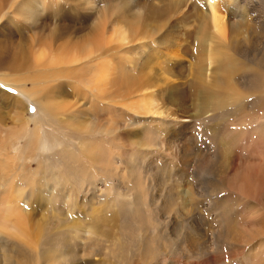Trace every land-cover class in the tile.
Returning <instances> with one entry per match:
<instances>
[{"label":"rangeland","instance_id":"rangeland-1","mask_svg":"<svg viewBox=\"0 0 264 264\" xmlns=\"http://www.w3.org/2000/svg\"><path fill=\"white\" fill-rule=\"evenodd\" d=\"M217 1L225 10L226 32L215 38V44L217 40L229 45L231 39L238 44L236 51L227 49L235 62L233 88L225 91L227 111L224 117L208 112L207 122H201L203 128L207 124L206 128L214 130L209 133L212 130L205 132L198 121H190L199 103L192 87L204 32L199 17L206 13L198 0H126L125 13L121 0H0V73L8 71L21 79L12 81L33 87L44 79L37 74L57 76L61 70L71 69L69 77L63 73L62 79L51 77L43 82L49 86L46 91L52 90L54 82L66 89L64 96H44L46 105L55 107L52 113L57 120L50 116V120L40 121L34 99L0 80L9 86L0 87V212L3 215L6 209L7 219L18 224L15 231L4 230L10 239L1 240L9 245L12 240L16 248H0V264L13 260L12 264H264V136L249 133V127L258 124L264 130V0ZM115 8L121 19L129 20L120 23L131 27L120 50L114 51L116 68L103 75L108 94L101 99L93 64L106 48L97 50L96 36L113 31L118 18ZM147 8L159 15L147 18L153 29H146L143 33L150 37L144 34L143 38L136 33L135 19ZM59 26L69 28L65 37L52 33ZM161 39L165 43L160 44ZM27 41L34 43L29 48L31 65L11 67V44L17 47ZM204 56L207 63L208 51ZM147 58L151 60L148 75L154 83L148 92H154L161 109L173 114L177 124L188 120L169 148L159 145L162 132L155 135L166 117L139 114L135 103L142 92H126L120 84L121 78L126 82L124 72L136 74L138 62ZM80 64L85 69L76 75ZM214 66L207 63L204 67L208 80L214 76L210 73ZM219 66L216 62V69ZM169 86L172 102L167 100ZM73 118L68 127L75 143L69 152L63 145L61 127L55 129L47 123L56 121L63 126ZM239 124L249 125L245 129L249 143L229 144L227 134ZM34 132L38 135L33 136ZM20 134L24 139L17 140ZM43 143H49L52 150L41 149ZM27 165L30 167H24ZM48 178L58 180L51 187L52 195L47 193L49 183L44 182ZM41 184L47 186L44 191ZM37 189L42 192L39 197ZM13 251L24 252L29 259L17 260L11 255L13 259L5 262Z\"/></svg>","mask_w":264,"mask_h":264},{"label":"bare ground","instance_id":"bare-ground-1","mask_svg":"<svg viewBox=\"0 0 264 264\" xmlns=\"http://www.w3.org/2000/svg\"><path fill=\"white\" fill-rule=\"evenodd\" d=\"M200 3L201 6H204L205 9H206V13L202 16L199 17V21L202 19V29H204V32L202 34V38H201V46H200V57L197 59V63H196V69L195 71L192 73L193 75V78H192V87L194 89V94H195V97L194 99H198L199 100V103H198V107L196 108V111L195 113L191 116L192 117V120H190L191 122L193 121H198L199 125L202 126V129H204L205 132H207L208 130H212L211 128H206L207 127V124L205 128H203V124L204 123H201V122H207V116H205L206 113L210 112V113H213L215 114V116L213 117H218V116H223V114L227 111V107H228V99L226 97V93L228 92H225L226 90L229 91L230 89H232V85H231V79L233 78V74H234V69H235V65H234V61H233V57L231 56V53L227 52V49L230 51H236L237 47H235L238 43H236L233 39H231L232 41L228 44H220L219 42H217L216 40V44H215V38H219L222 37L223 35H225V32H226V21H225V14L222 12V5L221 4H218L219 1L217 0H204V4L202 3V0H198ZM110 2V1H109ZM207 2V3H206ZM110 4H112V2H110ZM121 8H122V12L125 13L127 10H126V0L125 2L123 0H121ZM19 5V4H18ZM54 5V4H53ZM52 5V6H53ZM199 5V6H200ZM55 6V5H54ZM26 7V6H25ZM83 7V5H82ZM85 7V6H84ZM170 7V6H169ZM41 8V7H39ZM55 8V7H54ZM70 8V7H69ZM86 8V7H85ZM22 9V8H21ZM26 9V8H25ZM32 9V8H31ZM108 9V8H107ZM116 9V8H115ZM117 10V17L116 18V21L114 22V26H113V31H111V33H109L108 35L106 36H102V33L100 35H95L96 36V39H98V45H97V50L101 51L102 47L105 46L106 50H103L100 52L99 55H96L95 58H94V69L93 71H97L95 72V74H97L96 76V80L97 82L100 84L96 87V91H98L97 93H99L101 95V99H103V95L107 98V92L108 90L106 91L105 90V83L103 82V75H105L104 73L108 72V70H111V69H114L116 68L114 62H113V59L115 56L114 54V51L119 49L120 48V45L122 44L123 45V42L127 39L126 37V34L128 32V27H131L130 25L128 27L122 25L120 22L121 21H126V22H129L128 19H121V13L118 9ZM224 10V9H223ZM21 11V10H20ZM58 13H60V10H56ZM108 11V10H107ZM106 11V12H107ZM114 11V10H113ZM167 10H164V12H166ZM225 11V10H224ZM55 12V11H54ZM56 12V13H57ZM163 12V13H164ZM4 13V12H3ZM66 13V11H65ZM113 13V15H114ZM109 14V13H108ZM159 15V12L156 11V10H153L151 8H147V10L144 12V15L143 16H138L137 19H135V23H136V33L138 32L139 35H142L141 37H143V35L145 33L143 32H148L146 29H149L150 25L147 23V18L148 20H152L154 18H156V16ZM108 16V15H107ZM116 16V15H115ZM106 17V16H105ZM109 17V16H108ZM107 17V19H108ZM58 18V17H57ZM76 18H79L81 19L82 17H76ZM107 19L103 20L105 24L108 23ZM114 19V18H113ZM159 19V18H158ZM3 20V19H2ZM83 20H86L85 18H83ZM99 21V20H98ZM113 21V20H112ZM107 22V23H106ZM102 26V25H101ZM100 26V27H101ZM199 26V25H198ZM96 27V26H95ZM98 27V26H97ZM104 27V26H102ZM153 27V26H152ZM134 28V27H133ZM200 28V27H199ZM100 29V28H99ZM153 29V28H151ZM149 29V30H151ZM69 30V28H66L65 26H59L58 28H56L54 31H52V33L54 34L55 37H59L60 35L65 37V33ZM103 30V29H102ZM109 30V29H107ZM163 30V29H162ZM210 30V32L208 33V31ZM96 31L97 33V28L94 30ZM103 32V31H102ZM108 32V31H107ZM135 32V31H134ZM105 33V32H104ZM153 33V32H152ZM95 34V33H94ZM197 34V33H196ZM200 34V35H201ZM208 34L210 35L208 37ZM153 35V34H152ZM147 36V37H146ZM148 36L150 37V34H145L144 37L148 38ZM130 37V36H129ZM143 37V38H144ZM201 37V36H200ZM199 37V38H200ZM60 38V37H59ZM140 38V37H139ZM198 38V37H197ZM115 41V43H112V41ZM200 40V39H199ZM162 43H165L164 41H162V39L160 40V44ZM236 43V44H235ZM119 45V46H118ZM30 46H32V48H34V43L32 42H24L23 44L22 43H19L18 46L16 47L15 44H11V47L9 49H11L12 51V58L11 59V67L13 66H17L19 65V67H29L31 64H29V61H30V54L32 52V49L30 50L29 52V48ZM118 46V47H116ZM197 46V45H196ZM5 49H6V52H7V47L6 45H4ZM16 47V53L14 54V49ZM122 47V46H121ZM104 49V48H103ZM120 50V49H119ZM208 51V61L207 63L209 65H215L212 72H210L211 74H214V76L212 78H210L211 80H208L206 77H205V70L206 68L205 65L207 64L205 62L206 58L204 56V53ZM124 52V51H123ZM132 52V51H131ZM93 53V52H92ZM92 53H90V55H92ZM139 55V54H138ZM118 56H120L118 54ZM2 58H0V61H1ZM224 59V62H223V65H221V61ZM235 59V58H234ZM117 60V59H116ZM122 60V59H120ZM115 61V60H114ZM151 60H149L148 58L146 59V61H142V62H138L137 66L135 67V70H136V74H131L129 72H124L123 73V77H125V81L126 82H122V78H121V82L120 84H123V87L124 89L126 90V92H136V93H139V92H142L141 94H138V95H141V98L138 100V103L136 102L135 105H136V111L139 112V114H141L143 112V114H152V115H155V116H159L161 117L160 119H163L162 117H166L164 121H162L161 123L164 124V126L162 128H160L161 130H159V132H157L155 135L159 136V135H162L161 132L163 133V136L160 137V146H164L165 147H171L173 144H175L173 142V139L175 136H178L180 133H181V130L182 128L184 127H187V124L185 125L183 122H188V120H178L180 122V124H177L175 120H173L171 117L173 114L169 113L167 110H164V109H161L162 107L160 106V103L157 99V97L155 96L154 92H148V90H150L153 86H154V83H153V80L149 77L148 75V71H147V68L149 67V64H150ZM216 62H219V67L218 69H216ZM31 63V61H30ZM237 63V62H236ZM118 64V62H117ZM81 65V64H80ZM84 64L81 65V67L79 68H76L75 69V74L77 75V71H83V69H85L84 67ZM114 66V67H113ZM91 67V66H90ZM119 67V66H118ZM237 67V66H236ZM17 68V67H16ZM13 69V68H12ZM127 69V68H126ZM242 69V68H241ZM6 70H8V68H6ZM122 70V69H121ZM125 70V69H124ZM208 70V69H207ZM70 70H67V69H64V70H61L60 72V75H57V76H53V75H48L46 76L47 74L44 73L42 75L40 74H37L38 76H43V82L45 80V78H53V80H58V79H62L64 78L62 76L63 73L66 74L67 77H69L70 75H67V72H70ZM112 71V70H111ZM110 71V72H111ZM164 71H169L168 68L165 69ZM91 72V71H90ZM117 72V71H116ZM88 73V72H87ZM119 74V73H118ZM72 76V75H71ZM108 77V76H107ZM110 77V76H109ZM73 78V76H72ZM118 78V79H120ZM3 79L5 80L6 82H10L13 86H15L16 88H18L19 90H21L24 94H27L29 97L33 98L34 101L37 103V105L39 106V119L40 121H48L50 120V116H52V118L54 119L55 117L53 116V113L54 110H53V107H49L46 105L47 102L44 101V96H46L47 98H53V97H59L60 96H64L65 92H66V89L65 91H63L64 87H62V85L60 83H55L53 84V86H50L52 90H49V91H46L49 86L48 85H45L43 82H35V84H33L34 86L33 87H28L26 85L25 82H20L18 80H21L19 78H16L14 77V75H11L10 73H8V71L6 73H3L1 72L0 73V80ZM13 79H18L17 81H12ZM45 80V83L47 82V80ZM81 80H84L82 77L80 78ZM90 79V78H89ZM118 79H116L118 81ZM36 80V79H35ZM92 83H93V79H91ZM131 80V82H130ZM76 81V80H75ZM120 81V80H119ZM166 81V79H165ZM9 83V84H10ZM95 83V81H94ZM235 83V82H234ZM36 84L39 86H41L42 88L39 89L38 86H36ZM43 84H44V87H43ZM117 84V83H116ZM0 87H9L7 84L3 83L0 81ZM109 85V84H107ZM169 85V84H168ZM235 85V84H234ZM119 86H122V85H119ZM191 87V86H190ZM13 88V87H12ZM67 88V87H66ZM168 88V86H167ZM170 89H168V97H167V100L169 99V101L173 98L172 94H169L170 91H171V86H169ZM14 89V88H13ZM11 89V90H13ZM16 89V90H18ZM108 89V88H106ZM112 89V88H111ZM192 89V88H191ZM178 90V89H177ZM176 90V91H177ZM124 91V90H123ZM146 91V93H144ZM193 91V90H192ZM68 92V90H67ZM112 92V91H110ZM119 93V91L117 92ZM135 93V94H136ZM193 93V92H192ZM6 94V93H4ZM67 94V93H66ZM113 94V93H112ZM116 94V93H115ZM114 94V96H115ZM177 94L180 96L181 93L177 92ZM83 95V94H82ZM109 97V96H108ZM137 97V96H136ZM105 98V99H106ZM120 99V98H119ZM108 100H110L108 98ZM173 100V99H172ZM171 100V102H172ZM18 101V100H17ZM20 103V102H18ZM106 103V102H105ZM15 104V102H14ZM17 104V103H16ZM15 104V105H16ZM134 105V104H133ZM19 106V105H18ZM128 106V105H127ZM23 107V106H22ZM131 107V106H130ZM55 108V107H54ZM57 108V107H56ZM114 109V108H113ZM83 109H80V112H83L81 111ZM19 112V111H18ZM116 112V111H115ZM50 114V115H49ZM79 115V113H78ZM204 115V118L202 117ZM143 116H146V115H143ZM148 117V115H147ZM224 117V116H223ZM170 118V119H168ZM206 118V119H205ZM56 119V118H55ZM57 120V119H56ZM72 120L74 121V118L73 119H70L69 122L65 121V125L63 126H59L57 125L56 121L54 122H48L47 124L49 126H52V127H55V129H58V127H61V137L63 138V145H66L68 149L66 150H69V152L72 151V145H74L75 141H71L70 140V137L73 135V132L69 131V127L68 125L70 123H73ZM209 120V119H208ZM211 120V119H210ZM115 122V121H114ZM243 122V121H242ZM25 123V122H24ZM23 124V123H22ZM59 124V123H58ZM61 124V123H60ZM263 124V123H262ZM25 125V124H24ZM114 125V124H113ZM149 125V124H148ZM198 125V126H199ZM204 125V126H205ZM241 125L243 124H239V127L237 126L236 128H231L230 126V131L228 132V142L229 144L232 143V142H240V143H244L246 144V142L248 141L247 140V135H246V132H245V129L246 127H248L249 125H246L244 127H241ZM259 125V124H258ZM250 126V135H254V134H258L260 133L261 135L264 136V130L262 128L259 129L260 126ZM47 126V125H46ZM48 126V127H49ZM136 126V124H135ZM196 126L195 124L192 125V127ZM199 126V127H200ZM263 126V125H262ZM197 127V126H196ZM216 127V126H215ZM226 127V126H225ZM229 126H227L226 128H228ZM122 128V127H121ZM150 128V127H149ZM221 128V127H220ZM120 129V128H119ZM229 129V128H228ZM34 130V129H32ZM54 130V129H53ZM186 130V129H185ZM222 130V129H221ZM184 131V130H183ZM214 130L212 131H209V133L213 132ZM170 132H173V135H169ZM17 133V132H16ZM27 133V132H26ZM35 133V132H34ZM40 133V131L38 132ZM44 133V132H43ZM51 133V132H50ZM227 133V132H226ZM25 134V133H24ZM52 136H53V133H51ZM103 134V133H102ZM34 135H38L37 133L33 134ZM45 135V134H44ZM43 135V136H44ZM105 135V134H104ZM113 135V134H112ZM154 134H150L149 137ZM246 136V137H245ZM31 137V136H29ZM46 137V136H44ZM54 137V136H53ZM60 137V138H61ZM117 137V136H116ZM122 137V136H121ZM156 137V136H155ZM41 138V137H39ZM52 138V137H51ZM55 138V137H54ZM20 139H24V136H22V134H20V136H17V140H20ZM33 139V138H32ZM38 139V138H37ZM47 139V137H46ZM45 139V140H46ZM56 139V138H55ZM175 139V138H174ZM49 140V139H48ZM92 140V139H91ZM155 140V139H154ZM158 140V139H157ZM219 140V139H218ZM222 140V139H221ZM33 141V140H32ZM40 143L39 145L41 144V140L39 139ZM52 141V140H51ZM50 141V142H51ZM61 139L57 138V143L58 144H61L62 143ZM152 141V139H151ZM156 141V140H155ZM177 141V140H176ZM220 141V140H219ZM34 142V141H33ZM222 142V141H221ZM220 142V143H221ZM32 143V142H31ZM36 143V142H34ZM136 143V142H135ZM151 143V142H150ZM249 143V141L247 142ZM49 144V143H48ZM48 144L46 143H43L42 144V148L41 149H45L44 151L46 152L47 151H51L52 150V147L50 148V146H48ZM51 144V143H50ZM156 144V143H155ZM226 144V143H225ZM235 144V143H234ZM243 144V145H244ZM54 145V143L52 144ZM51 145V146H52ZM36 146V144H35ZM55 146V145H54ZM228 146V145H227ZM235 146V145H234ZM16 149H18L19 146H15ZM147 147V146H146ZM233 147V146H232ZM40 148V147H39ZM56 148V147H55ZM173 148V147H172ZM220 148V147H219ZM222 148V147H221ZM231 148V147H229ZM35 149V148H34ZM33 149V150H34ZM62 149V154H63V148ZM83 149V147H82ZM109 149V148H108ZM227 149V148H225ZM232 149V148H231ZM29 150V149H28ZM65 150V151H66ZM84 150V149H83ZM234 150V149H233ZM36 151V150H35ZM39 151V150H38ZM223 151V149H222ZM226 151V150H225ZM43 152V151H42ZM44 152V153H45ZM47 152V153H49ZM57 152H61V151H57ZM30 153V152H29ZM225 153V152H224ZM56 154V153H55ZM60 154V153H59ZM84 154V153H83ZM118 154V153H117ZM226 154V153H225ZM49 155V154H48ZM61 155V154H60ZM120 155V154H119ZM227 155V154H226ZM229 155V153H228ZM40 156V155H39ZM44 156V155H43ZM46 156V155H45ZM56 156V155H55ZM53 156V157H55ZM63 156V155H62ZM88 156V155H87ZM49 157H45V162L49 160ZM52 157V156H51ZM58 157V156H57ZM78 157V156H77ZM105 157V156H104ZM225 157V156H224ZM71 158V157H70ZM73 158V157H72ZM107 158V157H106ZM229 158V157H228ZM74 159V158H73ZM227 159V158H225ZM77 160V159H76ZM79 160V159H78ZM228 160V159H227ZM64 161H68L69 162V159H64ZM129 161V160H127ZM67 162V163H68ZM75 162V161H74ZM73 162V163H74ZM78 162V161H77ZM81 162V161H80ZM83 162V161H82ZM65 163V162H64ZM72 163V162H71ZM76 163V162H75ZM86 163V162H85ZM120 163L122 164L121 160H120ZM62 164V163H61ZM70 165V162L68 163ZM80 164V163H79ZM78 164V165H79ZM48 165V163H47ZM109 165V164H108ZM119 165V164H118ZM117 165V166H118ZM38 166V165H37ZM71 166V165H70ZM68 166V167H70ZM112 166V165H111ZM18 167V166H16ZM24 167H30L29 165L27 166H24ZM50 167V166H49ZM67 167V166H66ZM67 167V168H68ZM116 167V166H115ZM121 167V166H119ZM22 168V166H21ZM40 169H42L41 167H38ZM46 169V167H44ZM65 168V167H64ZM136 168V167H135ZM138 168V167H137ZM70 169V168H68ZM112 169V168H111ZM27 170V169H26ZM49 170V169H48ZM116 170V168H115ZM114 170V171H115ZM135 170V169H134ZM28 171V170H27ZM33 171V170H32ZM30 171V172H32ZM46 171V170H44ZM133 171V170H132ZM140 171V170H139ZM143 171V170H142ZM23 172V171H22ZM35 172V171H34ZM37 172V171H36ZM72 172V171H71ZM81 172V171H79ZM116 172V171H115ZM138 172V169L136 171V173ZM231 172V171H230ZM27 173V172H26ZM25 173V174H26ZM47 173V172H46ZM111 173V172H109ZM134 173V171H133ZM15 174L17 175V172L15 171ZM44 174V173H43ZM53 174L52 172L50 173V175ZM55 174V173H54ZM65 174V173H64ZM119 174V173H118ZM148 174V173H147ZM36 176L39 175V173H35ZM60 175V173H59ZM81 175V174H79ZM111 175H113V173H111ZM110 175V176H111ZM26 176V175H25ZM29 176V175H28ZM48 176V175H47ZM54 177V175H51V177ZM30 177H33V176H30ZM44 177V176H43ZM52 177V178H53ZM59 176H57L58 178ZM132 177V175H131ZM137 177V176H135ZM222 177V176H221ZM52 178H48L47 181H44L46 183V185L49 183V186H48V190L50 192H48L47 190V193L48 194H51L53 193L54 191V188H51L52 186L54 185H58V184H55V181L57 179H54L52 180ZM112 178V176H111ZM233 178V177H232ZM235 178V177H234ZM29 179V178H28ZM60 179V178H59ZM33 180V179H32ZM36 180V179H35ZM44 180V179H43ZM97 180V179H96ZM95 180V182H96ZM118 180V179H117ZM137 181V179L134 178V181ZM141 180V179H140ZM156 180V179H155ZM34 181V180H33ZM58 181V180H57ZM60 181V180H59ZM63 181V180H62ZM119 181V180H118ZM121 181V180H120ZM125 181V180H124ZM31 182V180H30ZM35 182V181H34ZM37 182V181H36ZM41 182V181H40ZM93 182V181H92ZM241 182V180H240ZM249 182V180H248ZM59 183V182H58ZM239 183V181L237 182ZM15 184V183H14ZM54 184V185H53ZM125 184V183H124ZM129 184V183H128ZM127 184V186H129ZM45 185V184H44ZM73 185V184H72ZM118 185V184H117ZM122 186V185H121ZM133 186V185H132ZM234 186V184H233ZM242 186V185H241ZM41 187H43V185L41 184ZM47 186H44L42 189L40 188L41 191H44ZM79 187V186H78ZM140 187V186H139ZM237 188V187H236ZM243 188V187H242ZM57 189V188H55ZM224 189V188H222ZM39 189H37V192H36V197H39V193L41 194L42 192H39L38 191ZM82 190V189H81ZM85 190V189H84ZM126 190V189H125ZM83 192V191H82ZM99 192V191H98ZM101 192V191H100ZM25 193V192H24ZM46 193V192H44ZM95 193H93L92 195L93 196H96L94 195ZM251 194V193H250ZM249 194V195H250ZM34 195V196H35ZM55 195V193L53 194ZM78 195V194H77ZM92 195H91V198H92ZM101 195H104V194H101ZM41 196V195H40ZM57 196V194H56ZM84 196V195H83ZM60 197V195H59ZM102 197V196H101ZM109 197V196H108ZM58 198V196H57ZM90 198V197H89ZM174 198H177L176 196ZM40 199L43 200V198L40 197ZM56 199V198H55ZM101 199V198H100ZM49 200V199H48ZM53 200H54V196H53ZM38 201V200H37ZM46 201V200H45ZM91 201V199H90ZM239 201V200H238ZM40 202L42 203V201L40 200ZM137 203V202H136ZM8 209V207H7ZM6 210V209H5ZM5 210H4V214L1 215V212H0V221L2 224H0V226L2 227L0 229V240L2 239H6L4 241H9L8 239H10L9 237H6L3 233H9V232H6L4 230H13L15 231L17 229V223H16V220H13V219H7L9 216H7L9 213L7 212L6 215H5ZM246 213V212H245ZM251 212H249L250 214ZM247 214V213H246ZM248 214V215H249ZM243 216V215H242ZM249 217V216H248ZM235 218V217H234ZM232 219V217H231ZM245 219H246V216H245ZM248 219V218H247ZM246 219V220H247ZM236 220V219H235ZM234 220V221H235ZM245 220V221H246ZM247 222V221H246ZM255 222V221H253ZM94 223V222H93ZM130 224V223H128ZM236 224V223H235ZM254 224V223H252ZM231 226H232V230L234 231L235 230V226L233 224V219H232V223H231ZM254 226V225H253ZM97 227V226H96ZM258 230V229H257ZM259 231V230H258ZM257 231V232H258ZM231 232V231H230ZM11 233V232H10ZM239 234V233H238ZM257 233H255L256 235ZM3 235V237H2ZM240 237V236H239ZM247 239V238H246ZM0 241V248H12V249H15L16 248V245L14 244V242L11 240V243L10 245L6 242L3 243V241ZM240 240V239H239ZM252 241V240H251ZM16 242V241H15ZM148 244V243H147ZM246 244V243H245ZM148 247V246H147ZM246 247V246H245ZM145 249V248H144ZM157 249V248H156ZM147 250V249H146ZM15 252V251H13ZM247 253V252H246ZM12 255V257H15L17 260H18V257L21 258L23 257L25 260L29 259L28 256L24 253V252H15L13 254H10L9 257H6L5 256V259L4 261L7 262L8 260L7 259H13V258H10V256ZM254 258V257H253ZM251 259V258H250ZM14 261V260H13ZM13 261L11 262V264L13 263ZM9 262V264H10ZM29 262V261H28ZM7 264V263H5Z\"/></svg>","mask_w":264,"mask_h":264}]
</instances>
